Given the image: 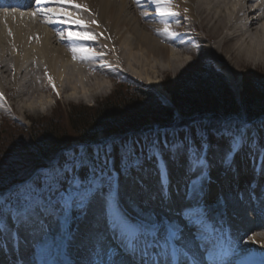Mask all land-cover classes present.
Instances as JSON below:
<instances>
[{
    "label": "snow or ice",
    "instance_id": "obj_1",
    "mask_svg": "<svg viewBox=\"0 0 264 264\" xmlns=\"http://www.w3.org/2000/svg\"><path fill=\"white\" fill-rule=\"evenodd\" d=\"M33 2L37 5L30 13L33 17L39 14L46 23L76 26L77 30L69 27L59 32L62 39H96L83 20L64 9L67 3L76 11H88L86 5L61 0L57 5L61 11L53 12L46 0ZM135 2L139 5L141 0ZM148 2L156 5V14L162 18L180 15L171 9L172 0ZM164 23L165 34L177 35L167 27V19ZM72 51L74 56L80 53L81 58L102 55L86 47H73ZM257 133L264 137V119L250 123L240 118L211 126L199 124L195 138L192 130L185 131L183 139H166L163 143L158 133L152 139L113 138L62 154L49 169L34 174L29 183L0 197V237L7 234L16 238L7 231L9 227L17 233L24 230L27 236H36L55 225L69 242L77 236L82 238L91 252L87 264H220L222 255L216 251L205 203L209 159L218 154L221 164L231 170L235 157L244 148H256ZM210 134L217 140L215 145L209 140ZM220 141L226 142L227 147L222 149ZM165 150L173 162L185 155L188 160V180L177 209H172L169 197L171 179ZM259 154L264 158V145ZM145 159L156 162L160 200L171 214L160 216L142 206L147 189L143 177L137 178V174L143 170ZM256 171L254 167L253 172ZM259 171L264 180V160ZM137 196L141 202H137ZM156 199L149 196L148 202ZM260 211L264 214V208ZM17 264L24 261L18 260Z\"/></svg>",
    "mask_w": 264,
    "mask_h": 264
},
{
    "label": "bare ground",
    "instance_id": "obj_2",
    "mask_svg": "<svg viewBox=\"0 0 264 264\" xmlns=\"http://www.w3.org/2000/svg\"><path fill=\"white\" fill-rule=\"evenodd\" d=\"M16 1L0 0V18L2 22L3 20L6 22L0 27V67L2 72L9 71V76L11 78L13 76L16 84L20 81L19 75L22 74V67L28 63L31 50L25 49V55L29 54L28 57H23L20 53L14 57V72L12 68L6 69L3 66V61L9 52L6 50L8 38L4 32L10 26L16 44L22 45L27 42L28 32L32 28V25H26L27 17L31 18H29L31 23L41 21L51 28V32H45L42 47H32L37 56L54 70V74L56 66H64V71L60 69L58 73L56 72L60 91L66 68L73 67L75 72L77 68L74 66L162 65L176 71L179 66H184L189 61L188 57L183 58L182 54L187 49L191 51L192 48L189 45L192 40L187 39L194 32L201 34V37L196 39L197 42H208L209 38L215 40V45L210 46V52L224 60L228 67L226 75L233 84H236L233 69L240 66L243 59L264 62V0H172L171 9L180 15L167 18L158 16L155 11L156 5L149 3L148 0H141L139 5L135 0H72L74 4L86 5L88 11H76L67 3H65L64 9L71 11L74 17L78 16L83 20L87 25V30L96 36L95 40L79 41H69L58 35L59 32L69 27L77 30L75 25L46 23L44 17L39 14L33 17L30 13L37 6L33 0H22L23 2L18 4V7L14 6L17 8L15 11H12L14 8H7L15 5ZM60 3L61 0H46L47 7L51 8L53 12L61 11L57 6ZM7 4L8 6H6ZM5 9L9 10L8 15H5ZM21 9L27 12L24 13ZM10 18H25V21L14 24ZM89 18H92L96 23H93L92 20L89 21ZM165 19L168 20L167 27L177 35L165 36L163 33L166 27ZM188 21H192V23L187 25L185 22ZM8 22L10 25L7 24ZM260 23L262 25L259 28L257 26ZM198 25L199 28L196 29L195 27ZM73 47H86L102 55L81 58L80 53L74 56ZM178 49L181 54L177 52ZM107 59H109L108 63ZM78 72L77 75L81 79H83L81 75L87 76L86 71L79 69ZM147 81L148 85L163 97H168L161 87L160 80L155 81L147 77ZM108 88L112 89V84L108 83ZM84 90L87 91L86 88ZM89 92L90 90H88ZM90 96H94V94L92 93ZM87 98H82V101L88 103L90 98ZM53 104L54 99L49 97L45 106L34 108V112H43L45 109H50ZM214 157L210 161L214 165L209 168L210 176L213 169L221 172L225 169L219 156L218 159L216 156ZM252 163L249 155L242 151L235 157V165L231 170L226 169L224 173H221L219 179L212 176H208L206 179L209 184H218L217 191L229 190L237 194V196L229 198L226 218L222 216L219 206H214L212 210L208 211L209 224L213 227L216 251L220 253V249H224L226 253L221 254L220 264H264V217L253 213L252 209L256 206H264V180L260 176L258 177L261 164L253 165ZM187 167L188 161L175 162L171 166L169 194L174 183L176 184L181 178L188 179ZM254 167L257 169L255 173L252 169ZM145 188L147 191L143 193L144 203L142 204L145 210H151L160 216L166 213L171 214V210L160 200L159 179L151 180L146 176ZM127 195L133 194L128 193ZM149 196H156L157 199L148 202ZM138 198L139 196L136 197L137 202H141ZM174 207L175 205H172V209H177ZM248 236L249 239H246ZM80 239L82 240L81 237ZM64 246L65 241H60V238L54 235L50 239V246H45L42 250L46 253L45 255H48L53 250L61 248L66 250ZM70 247L68 245L67 249ZM72 248H75L73 260L78 254L79 256L85 254L90 249L81 248L79 245ZM36 251L37 249H33L32 259L26 264L41 263L43 256H38ZM65 262L70 264L68 257Z\"/></svg>",
    "mask_w": 264,
    "mask_h": 264
},
{
    "label": "trees",
    "instance_id": "obj_3",
    "mask_svg": "<svg viewBox=\"0 0 264 264\" xmlns=\"http://www.w3.org/2000/svg\"><path fill=\"white\" fill-rule=\"evenodd\" d=\"M115 85L95 106L58 105L50 117L32 120L30 127L6 118L1 130L0 196L49 169L73 141L81 145L100 143V133L105 140L148 131L156 136L173 134L194 123L211 126L240 118L248 122L264 118V72L246 79L237 99L220 69L201 59L175 79H164L171 105L150 86L126 79L117 80ZM5 130L9 132L3 137Z\"/></svg>",
    "mask_w": 264,
    "mask_h": 264
},
{
    "label": "rangeland",
    "instance_id": "obj_4",
    "mask_svg": "<svg viewBox=\"0 0 264 264\" xmlns=\"http://www.w3.org/2000/svg\"><path fill=\"white\" fill-rule=\"evenodd\" d=\"M22 12L26 13L27 11L24 9H21ZM28 19L26 25H32L29 34V39L27 42L22 43V45L16 44L14 42V33L12 32V27H8V29L4 32L6 37L8 38V45H6V50L9 52L4 57L3 66L8 68H12L14 72V57L17 54H22L23 57H28L29 59L26 66H23L21 69L22 74L19 75L20 81L17 82V84L14 82L13 76L12 78L9 76V71L2 72L0 67V143H1V130L3 129L5 125V119L6 117H9V120L15 119L18 120L16 122L22 123L25 127H30L32 120L43 118V117H50L53 113V111L58 107V105H64L65 107H68L69 105H86V106H95L98 102L102 101L107 95H110L109 93L112 91V89H115V82L117 79L120 78H126L131 79L135 81L136 83H139L140 85H147L148 81L147 77L151 78L152 80H160L161 87L163 91L166 93V95L169 97H163L160 93L159 95L161 98L164 99V101L168 104H172V97L169 95V93L166 92V90L163 87V81L166 77H171L172 79H175L179 74L183 73L185 70H187L189 67L195 65L198 63L199 60L205 59L209 62H213L216 67L220 69V71L223 73L225 77H227V69L226 64L223 59L216 57L217 54H212L210 52V46L213 47L215 45V40L209 38L208 42H201L196 39H199L201 37V34L193 33L187 40H192L190 43V47L192 49L197 50V54L193 55L190 51L185 50V52L182 54V57H188L189 61L184 66H179L176 71H173L169 69L167 66H74L76 67V71L74 72L73 67L66 68L64 72V81L62 83L61 91L59 90L58 81H57V73L60 69L64 71V66H56L55 67V74L54 70L50 68V66H47L45 61L40 59V57L37 56V53L35 52V49H33L32 46H37L38 48L42 47V41L45 37V32L50 31L51 28L46 26L41 21H35L34 23H31V18L27 17ZM30 18V19H29ZM11 22L16 24L19 21H25V18H10ZM92 19V18H89ZM3 23V24H2ZM0 18V27L1 25H4ZM187 25L192 23V21L185 22ZM9 24V22L7 23ZM174 24V23H172ZM10 25V24H9ZM261 23L257 27H261ZM34 27H42V28H34ZM195 27V26H194ZM196 29L199 28V25L195 27ZM34 29V30H33ZM36 29V30H35ZM165 34V32H163ZM167 37H172V35L165 34ZM61 37V36H60ZM26 50L29 51V54L25 55ZM1 50V49H0ZM177 52L180 53V49L177 50ZM181 54V53H180ZM1 56V53H0ZM110 59H112L110 57ZM107 59V63H108ZM76 61V60H75ZM115 63V62H113ZM112 63V64H113ZM114 65V64H113ZM152 65V64H151ZM81 69L83 71H86L87 76L81 75L83 79L79 77L78 70ZM106 70V71H105ZM57 72V73H56ZM78 72V73H76ZM264 72V62H253L252 60L243 59L242 64L240 66H237L236 69H233V76L234 81L236 84H233L232 81L228 78L229 82L232 85L233 91L236 93L237 99L239 98V94L243 90L244 83L246 79H251L252 77H255L257 74ZM78 76V77H77ZM49 77H51V80H49ZM108 83L110 85L112 84V89L108 88ZM53 84L55 85V88H53ZM151 87V86H150ZM76 88V89H74ZM86 88L87 91L84 90ZM154 89V88H153ZM88 90L90 92L88 93ZM155 90V89H154ZM94 94V96H90V94ZM53 98L54 104L50 109H45L43 112L35 113L34 108L38 107H44L48 99ZM88 97V98H87ZM82 98H90V101L88 103H85L82 101ZM68 109V108H67ZM12 118V119H11ZM264 119V118H263ZM12 120V121H15ZM195 125L192 130L193 138H195ZM10 128L11 126H7L6 129ZM17 134L19 131L14 128L13 129ZM188 131V130H185ZM185 131L178 132L174 138H170V140L175 139H183V135ZM9 131L5 130L4 136ZM160 134L158 136V139L161 143H163L166 139L169 140L170 133ZM102 134H99V138H101ZM149 137V139L153 138V133H147V134H141L137 136H125L121 140H127L132 138L142 139L143 137ZM257 144L261 147V145H264V137H262L259 133L256 134ZM209 140L212 144V142H217L216 139H213L212 137H209ZM215 140V141H214ZM77 145L78 141H73L72 144ZM222 145L224 147H227L226 142L222 141ZM66 154V153H64ZM165 159L169 162V169H171V166L176 162H187V157L182 156L179 161L173 162L171 160V154L168 153L165 150ZM117 167L119 166V158H117L116 161ZM147 168V169H146ZM226 171L225 169L222 171L224 173ZM221 171H211V176L218 178L220 177ZM140 174L139 177H143V183L145 184V177L147 175L151 176V180L159 179L156 177L157 174V167L156 162L154 160H147L144 161L143 170L138 173ZM137 174V175H138ZM208 176H210L209 170H208ZM155 177V178H154ZM188 179L181 178L177 183H174V186H172L171 194L173 197H171L170 200L172 202V205L177 208L178 202L182 200L185 184ZM157 181V180H156ZM219 182V181H218ZM218 184L213 183L209 184L205 181V188L204 191L207 194L206 196V208L207 211L212 210L214 206H219L221 209V214L226 218L228 206L230 202V197H235L237 194L234 191L229 190H219L217 191ZM174 187V188H173ZM18 189V188H17ZM9 195V194H8ZM6 195V196H8ZM4 196V197H6ZM1 197V196H0ZM3 197V196H2ZM184 203H187V201H183ZM264 206H256L252 208L254 210L253 213L261 215V217H264V214L260 211ZM11 221V220H9ZM53 233L57 234V236L60 238L62 235L61 230L54 226L52 228ZM246 239H249V236L246 237ZM70 243L68 240L65 242V248L66 250L63 251L62 249H59L58 252H51L48 255H45L46 253L42 250V248L39 246L37 247L36 254L38 256H43L42 261L40 264H67L66 258H69L70 264H87L88 260L90 259L91 252L90 250H87L85 254H80L79 257L75 258L76 262L74 263L73 256L75 255V248L72 247L67 249V246ZM76 257V256H75ZM68 262V263H69Z\"/></svg>",
    "mask_w": 264,
    "mask_h": 264
}]
</instances>
